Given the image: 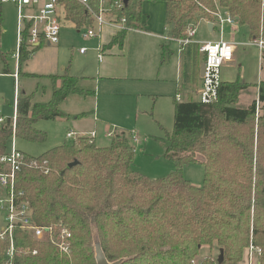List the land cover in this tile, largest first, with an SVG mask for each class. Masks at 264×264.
Here are the masks:
<instances>
[{
	"label": "trees",
	"instance_id": "1",
	"mask_svg": "<svg viewBox=\"0 0 264 264\" xmlns=\"http://www.w3.org/2000/svg\"><path fill=\"white\" fill-rule=\"evenodd\" d=\"M117 1L109 0L108 5ZM144 1L129 0L125 7L110 10L108 17L125 19V27L133 31L143 30ZM148 1L165 3L164 23L171 41L186 39L190 27L211 21L222 9L247 28L251 39L264 42V0ZM89 6L97 12L98 0H89ZM58 7L62 19L76 29L92 24L77 1L59 0ZM22 38L19 66L36 50L27 44L26 30ZM124 39L125 31L119 32L109 46H121ZM49 78L61 82L58 88L53 83L46 103H32V95L18 93L15 121L7 118L0 124V157L9 153L12 137L44 143L47 134L35 124L65 118L60 104L83 93L74 77ZM249 87L221 82L212 104L175 102L163 154L174 169L162 179L149 180L136 171L135 150L124 133L106 147L79 138L39 157L20 152L24 165L16 175L15 191L28 202L34 223L62 225L72 239L70 253L60 256L53 246L16 232L15 247L22 252L13 264H94L96 243L110 263L195 264L201 248L214 245L223 252L220 264H239L245 248L252 245L260 249L264 264V82L256 100L247 107L236 106L238 95ZM192 164L203 167L200 187L183 176V168ZM7 248V240H0V264ZM34 250L36 255H31ZM196 264L214 263L207 258Z\"/></svg>",
	"mask_w": 264,
	"mask_h": 264
},
{
	"label": "rangeland",
	"instance_id": "2",
	"mask_svg": "<svg viewBox=\"0 0 264 264\" xmlns=\"http://www.w3.org/2000/svg\"><path fill=\"white\" fill-rule=\"evenodd\" d=\"M224 11L219 9V12ZM141 12L145 18L148 17L145 32L149 35L138 31H130L127 34L124 52L120 54L115 51V54L122 55L117 56L122 59L113 58L116 64L120 63L121 67L126 69L127 78L120 80L99 79L103 63L110 61V59L106 61V58L110 57L104 56L101 64H98V90L95 85H93L95 89L94 87L89 89L95 92V96L72 97L60 108L66 112L93 111L97 122L94 121L93 116H89L77 127L82 129V132H88L95 123L98 139L94 143L99 147H106L110 143L111 138L105 137L107 130L117 128V131L125 132L126 137L130 139V143L135 149L134 164L136 171L149 180H156L167 177L174 169L173 163L163 156L166 147L164 136L165 133H170L173 128V107L168 96L175 94V81L179 76V65L182 64L181 61L184 57L182 54L180 60V56L174 49V55L165 64H160V46L164 42L159 38L166 35L164 31V4L162 1H144ZM198 22L193 25L197 29L193 40L196 42L208 41L212 36L204 27H197ZM17 26V13L14 7L10 4L0 5V51L3 54H11L17 50ZM235 26H237V23ZM217 35H214L216 39H218ZM221 36L223 40L232 41L236 44L249 41V34L240 27H236V31L224 27ZM107 38L108 35L103 34L102 40ZM95 45L96 42L93 40H83L74 29L64 28L61 31L60 44L56 47H47L44 43L43 47L35 52V57L29 61L28 65L22 68V71L38 75L63 74L64 69L68 67L70 56H72L70 73L80 79L79 84L89 82L83 85V90L88 89L90 84H94V81H91V79L81 81V77L96 71L95 53L89 51L86 56L80 57L77 51L81 47ZM258 53L254 47H237L233 63L227 66V69L222 68L221 80L234 83L259 82L261 59ZM7 61L10 70L16 71L17 61L9 56ZM262 67L264 72V62ZM45 83L46 80L37 79L35 81L21 75L18 85L20 91H24L25 94L33 93L36 102H46L49 99L51 88ZM248 85H251V87L238 95L236 106L247 107L257 98L256 87L253 84ZM16 89H18L17 85ZM43 89H45L44 92ZM180 92L183 93L185 90L182 89ZM14 94L13 78L0 75V116L4 119L13 116ZM155 99H157V102H154ZM256 114L259 116L262 114L260 109L258 110V106ZM255 122L257 121L255 120ZM34 127L47 134L44 143H26L15 139V148L30 157H39L42 153L65 143V134L68 128L74 131L78 130L62 121H38ZM130 131L136 132L139 138L138 142L135 143L131 140L128 134ZM199 167L198 164L191 165V167H188L190 171L183 168V171L186 169L185 179L191 184L196 181V187H200L202 183V171ZM218 256L219 249L214 245L212 249L203 247L196 258L197 262L194 263H199L208 258L214 264H218ZM243 256L239 264H247L246 255ZM260 257L261 253L255 258L253 264H260ZM94 264H96L95 261Z\"/></svg>",
	"mask_w": 264,
	"mask_h": 264
},
{
	"label": "built area",
	"instance_id": "3",
	"mask_svg": "<svg viewBox=\"0 0 264 264\" xmlns=\"http://www.w3.org/2000/svg\"><path fill=\"white\" fill-rule=\"evenodd\" d=\"M58 1L0 0L2 4H12L17 13L16 58L23 40L22 35L24 30L27 31V44L30 47L35 48L42 41L53 46L59 43L61 19ZM75 1L84 7L92 19L91 26L81 31L83 38H99L105 27L114 28L118 33L131 30L125 27V19L121 18L119 21H115L114 18L108 17L110 10L124 7L122 0H118L112 6L108 5L109 0H98L99 8L97 12L92 11L89 6V0ZM214 17L219 26L223 24H235V19L226 11H217ZM195 34L196 28L190 27L187 30V38L179 40L180 44L182 46L193 44ZM252 44L256 45L259 50L264 51V42L261 40H252ZM85 51V48H82L79 50V53L83 54ZM98 51L97 58L101 61L103 59V52H101V49ZM233 51V46L222 40L216 43H203L199 45L198 52L202 55V64L204 65L202 84L198 95V101L201 104H212L217 101L221 84V68L231 62ZM176 99L179 100V95L176 96ZM3 122L4 119L0 117V124ZM115 130V128L107 130L105 137L112 139L117 135ZM129 136L133 142H138V138L134 133L129 134ZM65 137L71 142L83 138L88 143H94L97 134L95 131L87 135L68 132ZM13 140L14 138H12L9 153L0 157V240H7L8 242V248L4 254V264H13L14 257L22 252L21 249L16 250L15 247L14 235L16 232L25 234L36 242H44L53 246L60 256L68 255L72 239L69 229L62 225L41 226L34 223L28 202L22 199L21 193L15 191L16 175L19 173L21 166L24 165V156L14 148ZM26 249L29 253L30 250ZM36 253L37 251L34 250L31 252V255H36ZM259 255L260 250L250 245L246 249L247 264H253L255 258Z\"/></svg>",
	"mask_w": 264,
	"mask_h": 264
},
{
	"label": "crops",
	"instance_id": "4",
	"mask_svg": "<svg viewBox=\"0 0 264 264\" xmlns=\"http://www.w3.org/2000/svg\"><path fill=\"white\" fill-rule=\"evenodd\" d=\"M162 3L164 4V14H165V3L162 1ZM0 5H3L2 3H0ZM12 5V4H10ZM13 6V5H12ZM14 7V6H13ZM15 9V7H14ZM16 11V10H15ZM59 14H60V19H61V29H60V38H59V43L57 45H54V47L58 46L60 44V39H61V31L62 29L64 28H71V29H74L76 31L77 34H79L81 37H82V30L84 28H79V29H76L73 25H71L70 23L64 21L62 18V13L61 11H59ZM147 18H145V16H143L142 14V20L145 24V28L143 30H134L135 32H142L144 34H148L146 31V27H147ZM237 23V20L235 19V24L233 25H229V24H223L222 26H219L215 17L213 16V19L211 21L209 20H200L197 24V27H204L207 32L210 34V37L208 39V41H200V42H196L194 41L193 44L191 45H188V46H182L180 44L179 41H171L169 36H168V33L166 31V27H165V23H164V31H165V36L163 37H160L159 39L162 40L164 43L161 44L160 46V49H161V60H160V64L163 65L165 64L173 55H174V49H176L177 51V54L180 56V60H181V57H182V54H183V57L184 59L182 58V61L179 65V76L177 78V80L175 81V94L172 96V95H169L168 96V99L169 101L171 102L172 104V110L174 109V104L175 102H184L188 99L192 100V101H198V95H199V91H200V88H201V84H202V77H200V65L202 64V55L198 52V47L200 44H203V43H216V42H219V41H224L228 44H231L234 48V51H233V56H232V60L230 63H227L226 65H224L222 68H226L227 69V66L231 65L233 63V60H234V53H235V50L237 47H242V48H246V47H254L257 49V51L259 52V58L261 59V74H260V81L259 82H256V83H248V82H243V83H248V84H253V86L256 87V94L258 93V87H259V84L261 82H264V72H263V67H262V63L264 62V56H263V50H259L258 47L254 44H252V40L250 37H249V41L245 42V43H239V44H236L232 41H225L223 40L221 34L223 32V29L224 27H229L232 29V31H236V27H240L242 28L243 30H245L248 34V30L246 27H242V26H239L237 24V26H235ZM235 26V27H234ZM130 31H133V30H130ZM125 32V39L123 40V43L121 46L119 45H111L109 46L112 38L118 34V31L114 28H111V27H105L103 28L101 34H100V37L99 38H89L87 39V41H94L96 42V45L95 46H92V47H81L78 49L77 51V54L80 56V57H84L87 55V53L89 51L91 52H94L95 53V59H96V62H97V68H96V71L94 73H87V76L86 75H83L81 77V81H88L91 79V81H94V84H90L89 88L88 89H85L83 90V85H85L86 83H89V82H84V83H80L79 84V80L75 75L71 74L70 73V66H71V63H72V56H70V60H69V63H68V67H66L63 71V74H51V75H38V74H35V73H29V72H24L22 71V68L25 66L28 65L29 61L35 57V52L43 47L44 43L46 44L47 47H50L53 45H49L47 44V42H41L36 48V50L30 55L29 59L21 66H19V63H18V59L16 58L15 56V52L16 50L14 51V53H11V54H3L1 51L0 53L3 55V60L0 59V75H3V76H8V77H11L13 78V81H14V88H15V94H14V99H13V110H14V113H13V116L9 117V118H13L14 121H15V118H16V97L19 94H24V95H32V103H46L50 100L51 98V95H52V89H53V85L55 84L56 88L60 87V80H56L55 82H53L49 77L50 76H71V77H74L76 79V86L78 89H80L83 93L80 94V95H71L69 97H67L59 106V110L65 114V118H62V119H56L54 121H62L63 123L65 124H70L72 127L74 128H77L76 130L78 131H74L73 129H70L68 128L67 132H74L76 134H84V135H87L88 133L92 132V131H95L96 134H97V138L95 139V143L97 142V139H98V132L96 131L95 129V123H93V128L88 131V132H82V129H79L77 126L81 125L83 123L84 120L87 119V117L89 116H93L94 117V121L97 122V120H95L96 116L93 115V111H84V112H66L64 111L62 108H60L63 104H66L67 101L72 98V97H80V98H86V97H94L95 96V92L93 91H90L89 89L93 88L95 89V86L98 90V64H101V62L103 61V59L101 61L98 60L97 58V55L99 54V49H101V52H103L102 54L103 57H110V58H106V61L108 59H110V61L107 63H103L104 65L102 66V70L101 72L99 73V79L101 80H120V79H125L127 78V71L124 67H121L120 63H117L116 64V61L113 60V58H116L118 60H121L122 58H119L117 56H122V55H117L115 54V51H117V53H120L122 54L124 52V45H125V41H126V38H127V34L130 32ZM197 31V29H196ZM103 34H106L108 35V38L106 40H102V36ZM218 34V39H216V35ZM149 35V34H148ZM0 36H1V30H0ZM83 40H86L85 38L82 37ZM98 41H99V44H98ZM16 43H17V28H16ZM82 48H85V52L83 54H80L79 53V50L82 49ZM117 48V50H116ZM8 56L10 58H14L16 61H17V70L16 71H11L10 68H9V64H8ZM187 57V58H186ZM112 58V59H111ZM222 68H221V73H220V78H221V74H222ZM181 74V76H180ZM16 75V77H15ZM21 75L23 76H26L28 78H31V79H34L35 81L37 79H43V80H46V83L47 85L50 86V93H49V99L48 101L46 102H36L34 97H33V93L32 94H25L24 91H20V87L18 85L19 83V80H20V77ZM90 76V77H88ZM222 79V78H221ZM221 82L223 83H227V82H232V81H225V80H221ZM54 83V84H53ZM92 83V82H90ZM16 85H17V93H16ZM95 85V86H93ZM37 88V87H36ZM184 89L185 92L181 93L180 91ZM45 91V89H43V92ZM84 92H87L88 95H85ZM98 92V91H97ZM179 95V100L176 99V96ZM257 96V95H256ZM256 100V99H255ZM157 102V99L154 100V102ZM1 118H3L2 116H0ZM4 119V118H3ZM7 119V118H6ZM5 121V119H4ZM116 133L117 134H120V133H124L125 132H120V131H117V128H116ZM131 133H134L137 138H138V135L136 134L135 131H130V133L128 134H131ZM66 135V134H65ZM14 138V137H12ZM12 138H11V141H12ZM66 139V137H65ZM139 140V138H138ZM68 142V140L66 139L65 143ZM13 145H14V148H15V138L13 140ZM10 147H11V143H10ZM57 147V146H56ZM16 149V148H15ZM17 150V149H16ZM135 150V149H134ZM18 151V150H17ZM20 152V151H19ZM192 165H196V164H192ZM199 165V164H198ZM200 167V170L202 171V181H203V167L201 165H199ZM188 167H191L190 166H186L184 168H186L187 170H189L190 168ZM198 168V169H199ZM186 169H184L183 171V176L185 175V171ZM190 171V170H189ZM185 178V177H184ZM196 178V177H194ZM195 183H190L191 185L195 186L196 181H194ZM202 185V183H201ZM197 186V185H196ZM195 186V187H196ZM199 186V185H198ZM243 255H246V252H244ZM244 257V256H243Z\"/></svg>",
	"mask_w": 264,
	"mask_h": 264
},
{
	"label": "water",
	"instance_id": "5",
	"mask_svg": "<svg viewBox=\"0 0 264 264\" xmlns=\"http://www.w3.org/2000/svg\"><path fill=\"white\" fill-rule=\"evenodd\" d=\"M129 0H122V3H123V6L125 7L127 5ZM203 72H204V65L201 64L200 65V77L203 76ZM76 162L70 164L69 166H73L75 165ZM94 258H95V263L96 264H120L121 261H117V262H108L107 259L105 258L101 248H100V245L98 243L95 244L94 246ZM223 262V252L222 250L219 251V256H218V264L222 263Z\"/></svg>",
	"mask_w": 264,
	"mask_h": 264
}]
</instances>
